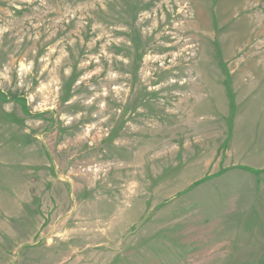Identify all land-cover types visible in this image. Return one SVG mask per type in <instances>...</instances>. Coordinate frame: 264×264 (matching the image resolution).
Segmentation results:
<instances>
[{
  "label": "rangeland",
  "instance_id": "1",
  "mask_svg": "<svg viewBox=\"0 0 264 264\" xmlns=\"http://www.w3.org/2000/svg\"><path fill=\"white\" fill-rule=\"evenodd\" d=\"M0 264H264V0H0Z\"/></svg>",
  "mask_w": 264,
  "mask_h": 264
}]
</instances>
